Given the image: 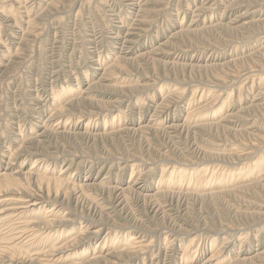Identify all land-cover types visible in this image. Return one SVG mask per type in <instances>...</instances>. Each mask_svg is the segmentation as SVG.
I'll return each mask as SVG.
<instances>
[{
	"label": "bare ground",
	"instance_id": "1",
	"mask_svg": "<svg viewBox=\"0 0 264 264\" xmlns=\"http://www.w3.org/2000/svg\"><path fill=\"white\" fill-rule=\"evenodd\" d=\"M23 1L25 0H0V8L10 15L8 22L12 24L9 26L22 28L26 25L23 36L34 34L36 37L35 32L39 28L30 29V26L35 24L39 17L36 12L43 7L40 2L46 1L39 0L40 2L35 1L30 5ZM69 1H72L71 5L74 6L79 0ZM113 1L123 3L128 10L133 9L135 5L140 7L136 17L129 24H126V17L120 11L109 14L110 21L116 24L113 25L116 31L111 32L113 35L110 36L115 50L104 58L102 55L95 56L94 62L98 65L95 70L103 66L100 79L88 82L82 89L80 80L77 79L79 74L75 73L72 77L73 80L77 79L76 87L67 82L62 85L61 90L54 89L53 92V85L48 88L40 84L28 93L32 104L25 109L16 108L11 115V123L18 124V121L14 122L17 115L20 117L23 112H30L35 120L31 130L34 131L36 127L41 130H35L40 131L35 139H26L10 151L6 163L8 171H0V196H6L1 201L10 205L4 210L6 214L0 210V214H4L0 216L2 223L7 225L5 232L0 233V244L9 242L5 246L0 245V262L26 264L35 261L37 264H57L66 260L74 251L78 255L75 259L91 252L88 259L79 264H131L134 260L135 264H138L145 262L152 247L158 248L160 235H164L169 236L171 242L175 241V246L182 243L178 264H264V239L260 244L258 242L259 235L264 232V0H225L224 3L222 0H183V3L179 2L173 9L172 5L168 7L173 0ZM83 3L84 1L80 4L78 12L82 10ZM14 4L17 6L14 7ZM57 5L54 0L48 2V6ZM44 10L45 8L41 11ZM166 14L176 19L177 29L165 39H159L157 45H150L146 50L134 53L135 48L151 44L162 33L160 29L151 35L153 38H149L152 28ZM204 18L206 22H203ZM226 18L228 20H225ZM125 25L126 32L121 35L120 30ZM91 41L94 44L95 41ZM12 44L9 40L5 42L0 38V68L10 53ZM22 44H17L15 52L13 55L10 53L9 57L15 56ZM193 52H196L194 54L199 58L203 53L210 52V58L204 63L186 59ZM136 65L141 67L137 68ZM141 68L155 69L157 76L149 75L148 70V73L142 72ZM159 71H172L173 75L162 76ZM82 74L87 75L86 72ZM195 75H208L212 83L208 85L200 81L202 83L197 84L194 81ZM236 82L242 83L238 87ZM189 86L193 88L186 103L185 118L165 121L172 110L174 115L179 113L181 99ZM103 87L111 90L103 94L107 92L100 90ZM228 88L231 89L227 91ZM149 91H154L150 97L154 94L162 96L149 119L128 124L120 110L122 103L127 101L129 104H137L141 95ZM77 92L80 95L78 97L75 96ZM44 94L51 97L53 107L47 116L42 118L44 111L51 106L42 102L45 100L42 99ZM67 94L71 96L64 103ZM103 97L108 100H102ZM146 99L151 100L148 97L142 98L141 107ZM74 120L73 126L77 125L72 133H58L54 130L59 126H70ZM102 123L106 130H110L92 134V127ZM159 131L165 132L163 134H168L173 139L183 134L196 136L201 154L189 151L187 155H195L194 159H174L168 154L159 156L153 163L155 167H162L154 192H145L147 190L144 180L140 178L129 181L126 186L117 183L105 185L102 180L106 177L95 183L69 184L67 176L51 177L52 175L47 173L48 166L63 158L65 153L60 151L64 153L63 156H54L47 150L49 153L46 151L47 154H39L41 146L49 149L43 145L45 136L54 135L53 138L65 140L77 137L76 140L87 138L96 141L136 132L141 135L157 132L159 135ZM185 138L188 140V137ZM2 152L4 151L0 150V165L3 162ZM32 158L33 165L29 169L10 171L14 161L23 164ZM42 162H48L42 171L40 168L33 170L34 166L37 167ZM37 163L39 164L36 165ZM71 165L70 163L69 166ZM69 166L61 168L60 174L67 172ZM83 195L93 198L79 199L84 198ZM131 195L145 204V216L151 219L158 215H171L174 205L201 204L207 201L213 205L225 203L231 207L232 221H224L210 228V242L203 246H200L193 232L194 228H182V224H179L180 227L176 230L171 225H165L162 227L168 230L137 229L133 232L134 228L128 225V219L124 221L125 224L113 222L111 224L114 225H108L106 222H99L84 230L82 228L87 224L82 225L83 221H80L79 228L75 227V236L67 241H59L61 234L67 231H64L67 223L78 220L67 218L66 215L63 218L62 210L57 208H62L64 201L73 199L76 202H84L92 213H99L95 206H107V213L112 214ZM63 225L64 228L61 227ZM59 231L62 232L58 233ZM253 233H256L254 240H249L246 250L241 252L243 243L247 242L248 236L251 237ZM54 235L58 239L53 241L48 251L45 250L44 247L50 244ZM98 235L101 245L97 248L95 244L92 248V241ZM19 239L20 241L16 242ZM238 240L239 249L235 250V241ZM23 241L22 247H18ZM252 241L255 242L251 244ZM115 244L118 245L114 247ZM39 246H42V249H38ZM30 248L35 250L32 254L36 255L35 258L29 256ZM23 250L25 252L21 253ZM206 250L211 254L201 263L200 260L196 262V258ZM42 256L49 258L41 259ZM164 256L167 264H177L172 252L165 253ZM154 257L157 258V255ZM144 262L142 264H145Z\"/></svg>",
	"mask_w": 264,
	"mask_h": 264
},
{
	"label": "rangeland",
	"instance_id": "2",
	"mask_svg": "<svg viewBox=\"0 0 264 264\" xmlns=\"http://www.w3.org/2000/svg\"><path fill=\"white\" fill-rule=\"evenodd\" d=\"M40 2L39 0H25L23 3L33 4L32 2ZM46 2H40L41 7L36 13L39 15L35 24H32L30 29H35L34 27H38L39 29L35 32L37 36L35 37L34 34H27L23 36L24 32H26L27 26L24 25L22 28H18L15 26H9L12 22H8L9 14L5 11H2L0 8V38L2 41L7 42L8 40L12 44V48L9 49L11 55L15 52L16 45L23 43L20 49H17V54L15 56H10L8 54L5 61L2 63L3 66L0 68V150H3L1 154L2 157V164L0 165L1 170H7L6 163L8 162V157L10 151L16 149L19 143L25 141L26 139H35L38 136V132L36 129H33V123L35 120L32 118L30 112H23L20 117L15 118L14 122L18 121V124L11 123V115L16 108L25 109L28 107L29 104H32V100L29 97V91H32L34 88L39 86L40 84L43 86H47L48 88L53 85L52 92L54 89L61 90L62 85L64 86L65 83H71L75 86L76 80L79 81V85L82 89L87 86L88 82H93L99 80L102 74V65L99 67L98 70L95 68L98 65L95 64L94 60L96 59V55L104 56L106 54L114 53L115 47L112 43V36L111 32H114L113 25L114 22L110 21L109 14L112 12H119L124 14L126 17V24L131 23V20L136 17L138 13L137 5L134 6L133 9L128 10L123 3H115L113 0H79L75 3V5H71L72 1L69 0H54L58 4L57 6H48V0ZM53 1V0H52ZM83 3L82 10H79L80 4ZM140 1V0H135ZM191 1V0H189ZM189 1H187L189 3ZM195 2H199L200 0H194ZM183 3V0H173L170 1L168 7L172 9L179 3ZM225 0H222L224 3ZM35 5V4H34ZM17 5L14 4V7ZM45 8L44 11H41ZM48 8V9H47ZM18 11V10H17ZM171 11V9H170ZM220 13V11H219ZM16 14V11L14 12ZM15 17L14 15H12ZM188 19H190L188 15ZM213 19V18H212ZM225 20H228L227 18ZM189 21V20H188ZM186 21V23H188ZM203 22H206L205 18ZM201 24V22L199 23ZM8 25V26H7ZM127 25L121 28L120 34L124 35L126 32ZM152 32L149 35V38H153L151 35L154 33L159 32L162 30V33L159 34L151 44H144L143 46H138L133 50L134 53L136 51H143L148 48V46H155L159 42V39H165V37L169 36L174 30L177 29V21L172 16H167V14L162 17L158 23L152 28ZM16 31L14 34L11 32ZM39 33V34H38ZM11 35V36H10ZM159 36H162L159 38ZM9 38V39H8ZM147 39V38H146ZM145 39V40H146ZM94 44H92V41ZM144 40V41H145ZM148 40V39H147ZM143 41V42H144ZM196 52L190 53V56L186 59L190 61L195 59V61H200V63H204L207 59L210 58L209 53H203L201 57H196ZM204 55V56H203ZM194 56V57H193ZM196 57V58H195ZM208 57V58H207ZM227 58V56H225ZM137 68L141 67V65H136ZM148 70V71H146ZM142 72H146L149 75L157 76V71L152 68L149 69H140ZM82 72H86L87 75H83ZM162 76H172V71H159ZM79 74V77L76 80H73V74ZM166 73V74H165ZM171 73V74H170ZM195 82L197 84L202 83L200 81L205 82L206 84L210 85L212 81L208 75L198 76L195 75ZM136 78V77H135ZM140 79V78H139ZM181 81V80H180ZM184 82V81H182ZM242 82H236V86ZM76 87V86H75ZM79 87V88H80ZM80 88V89H81ZM193 87H187L183 98L181 99L180 103V111L179 113H173V110L170 112L167 120H171L174 118H178L183 120L186 116V103L191 96V91ZM237 88V87H236ZM231 88H228L229 91ZM103 92L109 93L111 89L109 88H102L100 89ZM100 92V91H99ZM154 91H149L146 94L141 95L137 104L128 103L127 101L122 103L120 110L127 120L128 124H136L140 121H147L155 109V105L159 102L162 98L160 95H153L150 97L151 93L153 94ZM72 94V93H71ZM67 94V97L63 100L66 103L67 98L71 96ZM75 96H80L78 92ZM83 95V94H82ZM51 96L53 94L51 93ZM102 97V95H100ZM224 97L225 95L222 94ZM151 98V100L146 99L145 104L143 107L140 106L142 98ZM100 98V97H99ZM42 102L47 105L50 104L51 106L48 107L46 111L43 113V117L45 118L47 114L50 112L52 106L51 97H46V94L43 95ZM107 97H103L102 100H106ZM108 100V99H107ZM250 100V98H249ZM66 106L68 104H65ZM135 106V107H134ZM148 107V108H147ZM146 109V111H144ZM79 109V108H78ZM81 109V108H80ZM82 110V109H81ZM26 113V114H25ZM29 113V114H28ZM25 115V116H24ZM141 116V117H140ZM20 118V119H19ZM24 120V121H23ZM75 120L70 126H66L65 128L59 126L58 128L54 129L56 132H66L72 133L74 128L73 126ZM85 123V122H83ZM164 124V123H163ZM117 125V124H115ZM162 127V125H158ZM61 127V128H60ZM108 128V127H107ZM32 129V130H31ZM115 130L118 129L114 128ZM41 130V129H39ZM108 132V130L104 127V123L96 124L90 130L92 132ZM32 133H31V132ZM162 132V133H161ZM35 133V134H34ZM157 133V132H156ZM156 133L152 134H142L141 133H129L126 135H122L119 137H109L105 139H98L96 141L87 140V138L76 140L77 137H72L70 139H61V138H53L54 135L50 137H46L43 139V145L49 147V149L45 147L39 148V154L42 153H49L51 152L52 155L58 156L64 154L63 158L57 159L54 163H51L48 166V175L53 176H60L62 178L68 177V183L71 184L73 182L77 183H84V182H98L102 178V182H105V185H111L114 183L120 184L121 186L128 185L129 181L137 180V178L144 180L145 192H154L155 188L157 187L160 169L162 167L157 166L155 167L153 163L157 161L159 156H168L173 157L174 159H183V158H196L195 155H187L189 151H193L195 154H201L200 149L197 145V138L193 135H181L180 137L170 138L168 134H163L165 132L159 131V135ZM93 134V133H92ZM156 134V135H154ZM162 134V135H161ZM36 135V136H35ZM154 135V136H153ZM167 136V137H166ZM188 137L187 138L185 137ZM33 137V138H31ZM165 139H164V138ZM185 138V139H184ZM192 138V139H191ZM173 139V140H172ZM184 139V140H183ZM63 140V141H62ZM86 140V142H85ZM187 140V141H186ZM194 140V141H193ZM50 141V142H49ZM65 141V143H64ZM80 141V142H79ZM183 143L186 142V143ZM191 141V142H190ZM67 142V143H66ZM166 142L168 144H166ZM179 142V144H178ZM52 143V145H50ZM69 143V144H68ZM196 143V144H195ZM178 145V147H176ZM182 145V146H181ZM192 145V146H188ZM8 146V147H6ZM188 146V147H187ZM54 147V148H53ZM196 148V150L194 148ZM57 148L59 150H57ZM179 148V149H178ZM184 148H190L189 150ZM43 149V151L41 150ZM199 149V150H198ZM49 152H48V151ZM47 151V153H46ZM64 152V153H60ZM185 151V152H183ZM196 151V152H195ZM198 151V152H197ZM57 152V153H55ZM190 152V153H191ZM200 152V153H199ZM83 154V155H82ZM34 158L27 159L23 164L21 162H16L12 164L10 167V171L14 172L18 169L27 170L33 165ZM49 162V161H48ZM48 162H42L41 164L37 163V167L34 166L33 170H40L45 167V164ZM50 163V162H49ZM72 164L69 166V164ZM69 166L68 171L63 172L60 174L61 168H66ZM40 168V169H39ZM149 168H151L149 170ZM149 170V171H147ZM132 174V178H131ZM84 198L79 199H92L93 197L83 195ZM6 197L5 194L0 196V210L4 211L10 205L5 204L1 201L2 198ZM80 201V200H79ZM47 206V205H46ZM173 211H171V215H158L155 216L153 219L145 216V204L142 201L135 197L130 196L125 202L121 203V205L114 210V212L107 213V206L100 207L95 206L99 213H92L88 210V208L84 205V202H76L73 199L68 201H64V205L60 208L61 215L65 218H75L78 219L74 223H67L68 226L64 228V225L61 226L64 228V231L61 234L59 239H65V241L69 240L73 236L77 234V230L75 227L79 228L80 221H83L82 225L87 224L82 229H86V227H92L93 225L99 222H106L108 225L113 222H118L119 224H125L124 221L128 219V225L133 227V232L137 229H144V230H168L162 226H169L174 227L175 230L178 229L177 227L182 226V228H194V234L196 235L197 240L199 241L200 246L207 245L209 240L208 231L210 228L217 226L224 221H232L231 217V207L229 208L225 203H219V205H213V203H209L205 201L204 203L199 204H192L187 203L183 206L174 205ZM229 208V209H228ZM56 209V210H57ZM44 210V209H42ZM228 210V211H227ZM177 214H176V212ZM183 211V212H182ZM59 212V211H58ZM6 214L7 212H2ZM0 214V216L4 214ZM42 213V212H41ZM43 215V214H41ZM173 215V216H172ZM175 215V216H174ZM179 216V217H178ZM229 216V217H228ZM181 217V218H180ZM228 217V218H226ZM101 219L103 221H101ZM173 219V220H172ZM224 219V220H223ZM172 220V221H171ZM217 220V221H216ZM223 220V221H222ZM173 222V223H172ZM171 223V224H170ZM188 223V224H186ZM135 224V225H133ZM180 224V225H179ZM171 225V226H170ZM179 225V226H178ZM7 225L2 223V219L0 218V233L5 232V227ZM74 227L72 231H68L69 228ZM88 229V228H87ZM62 231H59L60 233ZM57 234V232H56ZM256 233H253L248 236V241L243 243V247L241 248V252L246 250V243L249 240H254ZM58 237L54 235L50 239V244L44 247L45 250L48 251V248L52 246L53 241L57 240ZM191 239L188 238L186 242ZM264 239V232L259 235V244L260 241ZM16 240V242H19ZM11 242V241H10ZM236 242V243H235ZM235 250L239 249V240L235 241ZM255 241H252L253 244ZM9 242H5L0 244L1 246H5ZM18 244V247H22V243ZM29 243V242H28ZM28 243H25L27 245ZM174 243V246H173ZM101 245L100 236H96L92 241V248L93 245ZM111 244V243H110ZM24 245V244H23ZM118 244H115L116 247ZM182 243L175 246V241L171 242V238L169 236L160 235V243L157 246L152 247L150 251L146 255L145 262H139L138 264H167L165 261V253H173L176 257L177 264L179 263V258L182 254ZM105 246V245H104ZM107 247V245H106ZM172 247V248H171ZM250 247V245H249ZM208 248V247H207ZM29 249V256L31 258H35L36 255H32L35 250ZM38 249H42V246H39ZM90 249V248H89ZM115 249V248H113ZM203 249V248H202ZM249 251L252 248H247ZM172 250V251H171ZM90 251V250H89ZM167 251V252H166ZM25 252L24 250L21 252ZM79 252V251H78ZM74 251L70 253L68 258L64 261H59L57 264H79L82 261L87 260L88 255L91 253H87L85 256L80 257L79 259H75L77 257V253L73 254ZM155 253V254H154ZM157 255V258L154 255ZM211 254L210 251H205L203 255L196 258V262L200 263L204 261ZM153 255V256H152ZM49 256H42L41 259H45ZM72 257V258H71ZM47 258V259H48ZM28 259V257H27ZM27 259L25 261H27ZM151 259V260H150ZM77 260V261H74ZM157 261V262H156ZM8 263V262H7ZM135 260L131 262V264H135ZM0 264H4L0 262ZM26 264H37L35 261L28 262Z\"/></svg>",
	"mask_w": 264,
	"mask_h": 264
}]
</instances>
